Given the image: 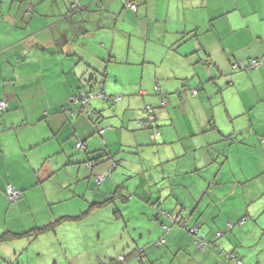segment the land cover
Masks as SVG:
<instances>
[{
	"label": "crops",
	"instance_id": "1",
	"mask_svg": "<svg viewBox=\"0 0 264 264\" xmlns=\"http://www.w3.org/2000/svg\"><path fill=\"white\" fill-rule=\"evenodd\" d=\"M261 56L264 0H0V233L85 212L78 249L59 225L34 256L2 242L0 264H264V66L231 67ZM88 65L121 94L92 119L69 103Z\"/></svg>",
	"mask_w": 264,
	"mask_h": 264
},
{
	"label": "trees",
	"instance_id": "2",
	"mask_svg": "<svg viewBox=\"0 0 264 264\" xmlns=\"http://www.w3.org/2000/svg\"><path fill=\"white\" fill-rule=\"evenodd\" d=\"M134 5V8H131V5ZM125 6H127V8H130L132 10L136 9V4L133 2H129L127 4H125ZM264 59V56L261 57H257V58H250L245 64H243L242 68H236L233 67L234 64L239 63H233L232 64V69L233 70H242V69H250L247 66L249 65V62L252 59ZM89 67H91V65H88ZM245 66V67H244ZM264 65L258 66V67H254V68H259V67H263ZM104 70V68L102 69ZM91 71L92 74L91 76H89L88 78L84 77V81L86 82L84 85H81L78 89L75 90V92L70 96L69 98V103L70 104H75L76 107V111L79 112L80 114H83L84 116H86L89 119L94 118V116L96 115L95 112H91L87 109V106L89 104V101L95 97L100 98L103 101H107V102H111L112 104H115L118 100L121 99V94H106L103 91L100 92H94V90L92 89L93 86L98 82L96 78H94V73H97V75L99 76L98 72L101 71H97L95 67H91ZM106 72L103 73V77H105ZM100 81V80H99ZM155 90L158 91V86H155ZM194 91L197 90H192V93L195 94ZM160 103L161 106H165L166 105V98L164 96H162V98L160 99ZM7 108V102L6 100L0 99V113H4L5 110ZM142 113L143 116L142 118L136 119L135 120V126L138 129H143V130H150L151 131V135L150 137L152 139H154L155 137L159 136L160 131L157 127H153L152 123L155 121L156 119V108L151 106L150 104H144L143 108H142ZM103 130H100L99 133H102ZM78 144H80L79 146H77ZM76 148L79 149H84V142L79 141L76 143ZM95 155L91 158H87L86 162L88 166H93L95 165L97 162L103 161L105 160L108 156L109 153L106 152L103 149H99L95 151ZM11 187L12 189L16 190L18 192V197L11 200L8 195H7V188ZM4 196L5 199L7 200V202L9 203H16L18 202L22 196L23 193L21 192V190L15 188L14 186L7 184L5 191H4ZM85 216V212H80L79 214H75V215H63L60 217H56L44 224H41L40 226H33L31 228H28V230L21 232V233H17V232H9V231H5L0 233V244L2 242H12L14 240L20 239V238H25L27 241H32L33 239H35L37 236L47 233V232H52L55 233L56 228L60 225L59 223H64L66 225H63V231H66L67 229H70L72 231H70L71 234H73L76 228H78V221H81L84 219ZM242 220V219H241ZM239 220V221H241ZM239 223V222H238ZM187 227V225H186ZM185 230H187V228H185ZM60 231L57 232V235L63 239V235L61 236ZM56 234V233H55ZM192 234V233H191ZM195 237H198V233L194 234ZM197 244H199L198 242H196ZM157 246V245H156ZM159 246V245H158ZM119 262H123L124 259L123 257H119L118 259ZM109 264H112L109 263Z\"/></svg>",
	"mask_w": 264,
	"mask_h": 264
},
{
	"label": "built area",
	"instance_id": "3",
	"mask_svg": "<svg viewBox=\"0 0 264 264\" xmlns=\"http://www.w3.org/2000/svg\"><path fill=\"white\" fill-rule=\"evenodd\" d=\"M130 7H131V8H134V5L132 4ZM261 65H264V59H263V58H261V59H252V60L249 62V65H248L247 67H248V68H254V67L261 66ZM233 67H236V68H242V67H243V64H242L241 62H239V63L234 64ZM244 67H245V66H244ZM194 92H196V91H194ZM79 145H80V144H78L77 146H79ZM7 195H8V197H9L11 200H13V199L17 198L19 194H18V192H17L16 190H14V189H12L11 187H9V188H7ZM163 213H164V215H168V216L171 217L170 214H167L166 212H163ZM243 221H244L243 219H242L241 221H239V224H242ZM231 226H232L231 223H227V227H228V228H230ZM164 229L166 230L167 227L164 226ZM198 230H199L198 227H193V228L190 229V231H191L192 233H195V234L198 233ZM222 234H223V233H222L221 231H219V232L216 233V237H219V236H221ZM204 236H205V234L202 233L199 237L196 238V242L199 243L200 247H203V246L205 245V242H204V240H203ZM163 242H164V239L162 238V239H160V240L157 241V245L163 244Z\"/></svg>",
	"mask_w": 264,
	"mask_h": 264
},
{
	"label": "rangeland",
	"instance_id": "4",
	"mask_svg": "<svg viewBox=\"0 0 264 264\" xmlns=\"http://www.w3.org/2000/svg\"><path fill=\"white\" fill-rule=\"evenodd\" d=\"M120 22H121V19H120ZM120 26H121V24L120 23H118L117 24V34H119V29H120ZM131 31H133V30H131ZM135 32H140L139 31V29L138 30H135ZM116 46L118 47V45H117V43H116ZM101 72H98L99 73V77L102 79V77H103V70H100ZM105 72V71H104ZM4 100V99H3ZM54 207L56 208V210L58 211V213H59V215H61V204H56V205H54ZM63 211V210H62ZM57 217H60V216H57ZM61 226L59 227V229L62 231V225H66L65 224V222L64 223H59ZM48 234H49V236H50V233H52V232H47ZM23 240H25V239H20V242H24ZM64 241L66 242L65 244H67L69 247H73L74 249H76L77 247H79L78 246V244L76 243V240H75V235H73V234H68L67 236H66V238L64 239ZM31 242V241H30ZM32 243H34L33 245H32V247L30 248L29 246L27 247L28 248V253H29V255H31V256H34V255H36V253L35 252H37L38 251V249H39V246H44L46 243H47V239H46V237H42V236H39L38 238H36V239H33L32 240ZM31 243V244H32ZM78 249V248H77ZM59 264H61V263H59Z\"/></svg>",
	"mask_w": 264,
	"mask_h": 264
}]
</instances>
